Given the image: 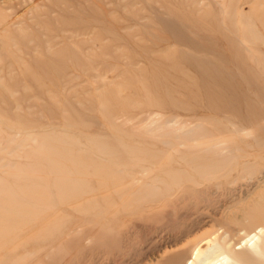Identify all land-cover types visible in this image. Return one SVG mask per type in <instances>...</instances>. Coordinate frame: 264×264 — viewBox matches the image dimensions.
I'll return each instance as SVG.
<instances>
[{
    "label": "rangeland",
    "instance_id": "rangeland-1",
    "mask_svg": "<svg viewBox=\"0 0 264 264\" xmlns=\"http://www.w3.org/2000/svg\"><path fill=\"white\" fill-rule=\"evenodd\" d=\"M261 215L264 0H0V264L247 250Z\"/></svg>",
    "mask_w": 264,
    "mask_h": 264
},
{
    "label": "bare ground",
    "instance_id": "bare-ground-1",
    "mask_svg": "<svg viewBox=\"0 0 264 264\" xmlns=\"http://www.w3.org/2000/svg\"><path fill=\"white\" fill-rule=\"evenodd\" d=\"M248 223L250 226L244 230L243 238L250 245L247 250L236 248L240 244H233L232 240L220 242L215 238L202 245L189 243L174 252L165 264H264V215Z\"/></svg>",
    "mask_w": 264,
    "mask_h": 264
}]
</instances>
